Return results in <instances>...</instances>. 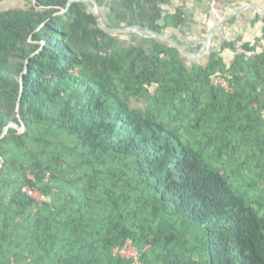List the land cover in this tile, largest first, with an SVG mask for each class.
<instances>
[{"label": "trees", "instance_id": "obj_1", "mask_svg": "<svg viewBox=\"0 0 264 264\" xmlns=\"http://www.w3.org/2000/svg\"><path fill=\"white\" fill-rule=\"evenodd\" d=\"M95 1L113 29L208 33L173 0ZM25 2L0 10V264H138L126 246L142 264H264V15L240 18L255 43L199 64L85 4Z\"/></svg>", "mask_w": 264, "mask_h": 264}, {"label": "crops", "instance_id": "obj_2", "mask_svg": "<svg viewBox=\"0 0 264 264\" xmlns=\"http://www.w3.org/2000/svg\"><path fill=\"white\" fill-rule=\"evenodd\" d=\"M15 2H17V1H15ZM211 2H212V0H181V4H182V6L186 7L185 8L186 10L187 9H189V10L195 9V15H192L191 13L187 12V15H188L187 28L194 31L193 33H195V35L201 34L202 29L208 30L207 35L204 37L205 40H203V45H202V43H200L201 45L199 44L198 46L202 47V49L204 48L205 41H206V38H207L209 32L212 29H214V27L216 25H218L219 21L222 20L223 18H227V20L223 24H221L218 28L215 29V31L211 37L212 44H214L215 47L217 46V43L220 44L223 41L229 42V40H232V39L237 40V37H241L242 41H244L246 43H255V39L258 38V36L260 35V33H259L260 28L259 27L261 25H258L256 27L258 29H254V30L252 29V30H249L248 32H247V30L244 31L245 34H237L236 33L237 31L236 32H234V31L242 23L241 19H240L241 15H243L244 13L250 12L248 15V18L246 17L247 20L249 21L251 18H253V14H252L253 12L259 13L258 11H256L255 9H253L251 7L255 6V7H258L259 9H262V10L264 9V0H262V1L260 0L258 2V4L253 0L252 1L248 0V2L239 1L237 4H234L230 8H227V9H229V11H227V12L225 11V13L220 11V13H221V14L219 13L220 16H215V18H212L209 21H205V19L202 17L203 16L202 14H207V10H208V7H210ZM18 5L19 4H17L16 6H11L9 8H7V6L3 7L2 5H0V9L5 10V9L20 8V7H18ZM188 5H189V7L191 5V8H189ZM244 7H248V8L242 12H239ZM209 18H210V16H209ZM247 25H248V23H247ZM243 26L245 27L246 24H244ZM180 45H181V43H180ZM240 45H241V43H240ZM188 47L189 48H195L196 46L193 47V45L189 43ZM225 54H227V52H225ZM227 55L230 58L233 57L230 52Z\"/></svg>", "mask_w": 264, "mask_h": 264}, {"label": "rangeland", "instance_id": "obj_3", "mask_svg": "<svg viewBox=\"0 0 264 264\" xmlns=\"http://www.w3.org/2000/svg\"><path fill=\"white\" fill-rule=\"evenodd\" d=\"M15 1H17V2H15ZM89 1V0H88ZM171 1V0H170ZM239 1H244V0H239ZM90 2H92L93 3V0H90ZM174 2V4L173 5H171V7H170V9H172V10H174V8L175 7H181L182 6V4H181V0H174L173 1ZM17 4H19L18 5V7H20V8H22V7H24L25 8V6H26V2H25V0H11V1H5L3 4H2V6L3 7H6L7 6V8H9V7H11V6H16ZM188 7H189V5H188ZM99 8V7H98ZM189 8H191V5H190V7ZM216 7H215V0H212V2H211V4H210V7H208V10H207V14H202L203 16V18L205 19V21H209V20H211L212 18H215V16H220V11H218L217 9H215ZM1 10V9H0ZM99 10V12H100V15H101V17H103V23L105 24V25H107V27L109 26V27H111V29H113V28H115L114 26H115V22H114V20H113V18H112V16H111V14L109 13V11L106 9V8H99L98 9ZM216 10V11H215ZM186 12H188V13H191L192 15H195V9L193 10H189V9H187L186 10ZM220 13V14H219ZM209 16H210V18H209ZM222 17V16H221ZM192 28V27H191ZM243 28V27H242ZM247 30V32L249 31V27H246V28H243V30H240V28L239 27H237L236 29H235V31H237L236 33L237 34H245V32L244 31H246ZM234 31V32H235ZM123 35H128L127 37L128 38H130L131 40L132 39H136L137 41H138V39H139V36L140 37H144V36H141V35H139V34H134V33H132V34H123ZM135 36H137V37H135ZM164 36H166V35H164ZM127 37H125V38H127ZM167 38H169V39H171V40H173V41H175L174 39H173V37H171V36H169V35H167L166 36ZM144 38H152V37H144ZM203 40H205V38H203ZM176 42V41H175ZM180 45V44H179ZM182 45V47L184 48V50L186 51V52H188V53H190V54H195L196 56H186V55H184L183 53V55L184 56H186V57H188L189 59H190V62H194V63H199V64H203V63H206V60H208V57L210 56V53H211V51H213V46L212 45H209L205 50H203L202 49V47H195V48H197V49H192V48H189L188 47V44H181ZM180 45V46H181ZM37 197H38V195H37ZM130 248H128V250L127 251H121V254H123L124 256H129V257H133L134 255H135V249H130Z\"/></svg>", "mask_w": 264, "mask_h": 264}, {"label": "water", "instance_id": "obj_4", "mask_svg": "<svg viewBox=\"0 0 264 264\" xmlns=\"http://www.w3.org/2000/svg\"><path fill=\"white\" fill-rule=\"evenodd\" d=\"M75 2H79V3H82V4H85L87 7L90 8V10L93 12V14L95 15V17L97 18L98 20V24H99V27L109 33V34H129V33H134V34H139L141 36H144V37H152V38H159L161 39L162 41H165V42H169L171 44H173L174 46H176L180 51L181 53H183L184 55L186 56H196L195 54H190L188 52H186L184 50V48L182 46H180L177 42L167 38L166 36H164L163 34L159 33V32H154V31H150V30H146V29H142V28H139V27H129V28H119V29H111L109 27H107L104 23H103V20H102V17L100 15V12H99V8H98V5L96 3L95 0H93V3L90 2V0H70L69 2V5H68V8ZM248 7H244L243 9H241L239 12H242L244 10H246ZM253 9H255L256 11H258L259 13H261L262 15H264V9H259L258 7H251ZM66 11V10H65ZM64 11V12H65ZM227 20V18H223L222 20L219 21L218 25H216L214 27V29H212L207 38H206V41H205V46H204V49L205 50L209 45H212V35L215 31L216 28H218L221 24H223L225 21ZM20 108V101L18 102V110ZM9 128H15V129H18L21 133H23L25 131V126L22 124L21 127H18L17 125L15 124H10L4 131V135L5 136L8 132V129ZM3 167V158L1 157L0 155V172H1V169Z\"/></svg>", "mask_w": 264, "mask_h": 264}, {"label": "built area", "instance_id": "obj_5", "mask_svg": "<svg viewBox=\"0 0 264 264\" xmlns=\"http://www.w3.org/2000/svg\"><path fill=\"white\" fill-rule=\"evenodd\" d=\"M238 52H239V54H246L247 58L252 57V54H250V53L244 51L242 48H239V49H238ZM221 82L223 83V86L227 87V83H226V82H224L223 80H221ZM227 88H228V87H227ZM23 191H24L29 197H31V198H34V199L39 200V201H44V200H45L44 197H43V195H42L39 191H37V190H33V189L29 188V187H26ZM37 195H38V197H37ZM128 248L133 249L132 247H128V246H126V248L123 250V252H124V251H127ZM130 249H129V250H130ZM124 253H125V252H124ZM122 255H123V254H122ZM123 256H124V255H123ZM126 257H129V256H126ZM134 257L138 260V264H142V263L139 261L138 252H137L136 250H135V255H134Z\"/></svg>", "mask_w": 264, "mask_h": 264}, {"label": "clouds", "instance_id": "obj_6", "mask_svg": "<svg viewBox=\"0 0 264 264\" xmlns=\"http://www.w3.org/2000/svg\"><path fill=\"white\" fill-rule=\"evenodd\" d=\"M247 52V51H246ZM249 53V52H248ZM251 54V53H250ZM253 55V54H252ZM221 81V80H220ZM223 84V83H222ZM135 249V248H134ZM136 250V249H135ZM137 251V250H136Z\"/></svg>", "mask_w": 264, "mask_h": 264}]
</instances>
